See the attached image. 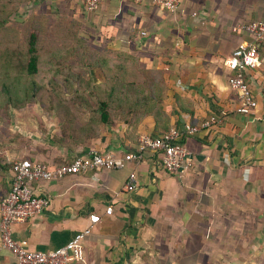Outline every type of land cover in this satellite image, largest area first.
<instances>
[{
  "label": "crops",
  "instance_id": "1",
  "mask_svg": "<svg viewBox=\"0 0 264 264\" xmlns=\"http://www.w3.org/2000/svg\"><path fill=\"white\" fill-rule=\"evenodd\" d=\"M179 1L180 10L170 14L151 0H106L94 12L85 11L82 0H45L49 14L77 21L86 38L91 32L95 40H112L110 49L135 55L144 68L157 69L168 62L159 122L153 113L127 117L120 112L82 142L44 139L40 134L29 148L0 147V202L9 191L17 157L58 165L89 152L122 155L135 152L142 135L157 137L173 126H200L211 118L215 123L183 141L190 165L181 175L166 173L157 154L146 152L141 162L122 170L39 183L49 206L28 222L13 225L15 240L27 241L31 250L53 251L97 215L98 222L82 243L84 260L70 264H134L147 237L163 223H175L182 236L189 232L175 245L174 252L180 251L182 258L201 255L205 231L213 226L211 215L233 212L241 217L234 223L243 232H264V43L259 67L246 77L258 103L252 113L237 112L226 66L233 50L250 41L248 34L234 28L264 22V0ZM132 172L137 187L127 192ZM108 207L111 215L105 213ZM198 215L210 217L199 220ZM0 264L16 261L0 248Z\"/></svg>",
  "mask_w": 264,
  "mask_h": 264
},
{
  "label": "rangeland",
  "instance_id": "2",
  "mask_svg": "<svg viewBox=\"0 0 264 264\" xmlns=\"http://www.w3.org/2000/svg\"><path fill=\"white\" fill-rule=\"evenodd\" d=\"M49 12L45 0H0V147L24 145L29 148L41 135L44 139L58 137L61 141L68 137L73 142L92 139L101 124L99 100H113L115 93L108 95L111 83L107 85L112 72L105 74L95 69L99 64L94 60L102 57L103 69H111L110 66L121 61L112 53L114 50L104 47L103 41L95 40L91 32L86 38V30L82 31L77 21L70 23V32L63 31L68 24ZM56 28L62 31L57 32ZM31 33L38 37V73L34 76H29L25 70L27 40ZM78 37L87 39L86 47L93 46V49H84L83 54L75 49L74 54L64 56L63 49L80 42ZM90 50L98 53L102 50L103 55L89 54ZM135 59L138 63V58ZM136 61L135 65H139ZM163 65L144 69L158 72L151 74V79H163L164 73L170 70L167 61ZM95 82L106 86L95 88L92 86ZM209 217L198 215L197 219ZM211 218L213 226L205 231L200 256L182 258L180 251L175 253L177 241L189 232L185 235L182 232V236L175 230V223H163L147 237L148 242L134 264H264L263 231L243 232L239 224L234 223L242 219L233 212L211 215ZM230 221L232 225L226 223Z\"/></svg>",
  "mask_w": 264,
  "mask_h": 264
},
{
  "label": "built area",
  "instance_id": "3",
  "mask_svg": "<svg viewBox=\"0 0 264 264\" xmlns=\"http://www.w3.org/2000/svg\"><path fill=\"white\" fill-rule=\"evenodd\" d=\"M87 12H94L106 0H82ZM141 3L145 0H133ZM161 11L174 14L180 10L179 0H151ZM234 31L248 34L250 41L242 42L233 50L226 61L229 70L228 85L238 100L237 112L248 115L256 110L258 103L246 81L247 72L260 65L259 49L264 43V22H250L238 25ZM145 35V33H141ZM215 123V119L206 120L200 126L184 123L173 126L157 137L140 136L135 152L118 155L115 153L89 152L73 160L49 165L28 158L12 163V179L7 195L0 202V248L11 253L16 264H70L71 261L84 260L82 243L90 235L98 222L97 215L90 216V225L77 233L64 247L48 251H35L29 248L25 240L17 241L12 236V226L28 222L43 213L49 206V199L40 192L39 183L59 180L69 176L111 170H122L130 163H139L146 152L157 154L163 170L172 175L183 174L190 165V153L183 141L197 134L202 129ZM137 187L135 172L129 174L125 184L127 192ZM111 215L112 208L105 211Z\"/></svg>",
  "mask_w": 264,
  "mask_h": 264
},
{
  "label": "trees",
  "instance_id": "4",
  "mask_svg": "<svg viewBox=\"0 0 264 264\" xmlns=\"http://www.w3.org/2000/svg\"><path fill=\"white\" fill-rule=\"evenodd\" d=\"M133 1V0H132ZM165 12V11H162ZM167 13V12H165ZM62 23L68 24L67 27H64L65 32L71 31V26L74 22L69 19L61 18ZM70 23H72L70 25ZM63 29V28H62ZM56 31H62L60 28H56ZM79 38V37H78ZM37 41L38 37L35 33H31L28 36L27 40V60L25 64L26 73L29 76H34L38 73V53H37ZM80 42L71 43L70 46H67L63 49L64 56L72 55L76 51L80 50L83 54L84 49H93V46L90 48L86 47L87 39L79 38ZM112 40H104L102 42L104 47H108ZM93 43V42H92ZM79 44V45H78ZM108 45V46H107ZM80 46V47H78ZM103 47V52L105 48ZM100 53L92 52V50L88 51L89 54H102V50L99 51ZM114 55L118 56L117 64L114 67L110 66V68L103 69V58L97 56L94 60V63L99 64L98 69L100 72H104L107 74L108 72H112V78L108 81L111 83L110 90L108 95L110 96L111 93H115L112 95L113 100L107 99H100L99 100V120L101 123L108 124L111 121L112 116L121 113H125L128 117L129 114H149L153 113L154 117L159 122L158 112L160 110L161 102L163 100V92L165 90V86L163 85L162 77L150 78V75L153 74L154 70H146L144 66L142 67L140 64L135 65V55H131L128 52L122 51H112ZM121 57V59H120ZM135 60V61H134ZM129 63H131L129 65ZM137 63V61H136ZM138 64V63H137ZM135 65V67H134ZM158 74V72H156ZM128 75L129 77L133 76L131 79H127L125 76ZM137 76V77H136ZM108 78V77H107ZM95 88H99L102 86H106L105 84L100 85L98 83H93L92 85ZM114 114V115H113ZM167 131V130H166ZM136 151V150H135Z\"/></svg>",
  "mask_w": 264,
  "mask_h": 264
}]
</instances>
